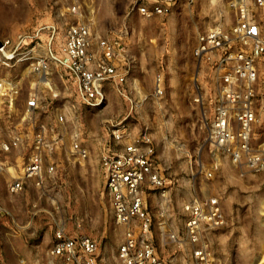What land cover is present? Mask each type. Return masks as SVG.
I'll use <instances>...</instances> for the list:
<instances>
[{"label": "rangeland", "instance_id": "1", "mask_svg": "<svg viewBox=\"0 0 264 264\" xmlns=\"http://www.w3.org/2000/svg\"><path fill=\"white\" fill-rule=\"evenodd\" d=\"M139 1L0 0V41L27 35L19 47L21 59L6 65L0 54V78L10 76L20 84L11 108L0 105V143L20 137L8 151L0 148V264H70L48 253L57 226L96 239L99 264H120L123 228L113 220L99 161L106 148L122 144L112 138L116 127L124 139L143 130L153 139V165L165 184L144 185L143 191L152 216L149 238L167 264L190 262L192 245L177 244L167 233L183 235L182 204L196 196H216L222 208L223 223L201 234L213 264H258L264 255V171L241 173L225 154L211 153L210 69L193 54L198 32L233 24L231 0H180L170 13L151 16L136 10ZM76 22L89 25L94 47L109 34L122 38L116 56L127 68L123 85L129 98L107 82L103 102L88 106L63 68L51 63L46 78L30 69L36 56L49 55L50 26L55 27L53 49ZM257 64L261 81L264 56ZM158 71L165 88L159 97L152 95ZM30 93L38 95L40 107L24 115ZM42 127L47 137H57L44 160L53 162L55 171L41 185L26 179L21 190L10 192L8 184L21 177ZM252 130L254 146L264 147V116Z\"/></svg>", "mask_w": 264, "mask_h": 264}, {"label": "built area", "instance_id": "2", "mask_svg": "<svg viewBox=\"0 0 264 264\" xmlns=\"http://www.w3.org/2000/svg\"><path fill=\"white\" fill-rule=\"evenodd\" d=\"M179 2L140 0L136 10L144 16L164 15ZM231 4L235 21L229 29L211 26L201 30L193 48L194 56L210 69L213 110L207 122V140L211 153L225 154L241 173L243 170L260 172L264 171V147L254 146L252 129L254 122L264 116V79L259 80L257 64L258 59L264 56V0H231ZM50 28L47 38L49 55H38L31 61L33 72L46 78L51 63L63 68L75 85L78 99L88 106L95 107L103 102L107 82L115 83L120 95L129 98L123 85L127 79V68L118 62L116 56L123 49L119 35L98 38L94 47L89 25L76 22L67 26L63 41L51 49L55 27L51 25ZM26 37L18 34L13 41H0L4 64L10 65L21 59L19 47ZM19 90L18 80L10 76L1 77L0 105L10 109ZM164 91L163 74L158 71L153 77L152 95L159 97ZM39 107L38 95L30 93L24 102V115L33 114ZM57 117L63 119L61 114ZM45 132L44 127L36 132L33 151L21 177L8 184L10 192L21 190L26 179L41 185L47 175L55 171L53 162L45 164L44 160L45 155L56 147L57 137H47ZM111 134L114 140H122V144L117 148H106L99 161L113 220L123 228L117 259L120 264H167L149 238L152 216L146 208L143 191L144 185L162 187L165 184L164 176L153 165V139L146 130L127 139L118 127L111 129ZM19 142L20 137L15 136L0 143V148L8 151ZM80 152L85 155V150ZM182 210L185 214L183 235L168 232L167 236L177 244L192 245L189 264H213L201 241V234L204 229L216 228L224 221L218 198L196 196L184 202ZM53 237L48 250L50 256L62 257L70 264H99L96 239L85 234H68L60 226L54 229ZM258 264H264V255Z\"/></svg>", "mask_w": 264, "mask_h": 264}]
</instances>
